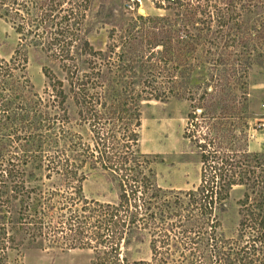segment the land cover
Listing matches in <instances>:
<instances>
[{
  "label": "trees",
  "instance_id": "16d2710c",
  "mask_svg": "<svg viewBox=\"0 0 264 264\" xmlns=\"http://www.w3.org/2000/svg\"><path fill=\"white\" fill-rule=\"evenodd\" d=\"M90 1L0 0V18L18 35L13 54L0 57V264L22 248L90 250L96 264H264V164L247 148L248 43L225 58L206 46L194 53L201 39L210 44L212 25L241 28L237 0H199L172 17L137 14L111 29L103 50L85 36ZM32 49L64 73L43 68L41 94L26 73ZM195 60L230 66L195 74ZM181 92L193 106L184 137L199 156V183L164 190L138 148L140 104ZM96 167L114 177L115 202L84 196L86 168ZM235 186L244 191L234 240L222 235L218 211ZM144 232L151 256L129 260L122 244Z\"/></svg>",
  "mask_w": 264,
  "mask_h": 264
},
{
  "label": "rangeland",
  "instance_id": "374dc122",
  "mask_svg": "<svg viewBox=\"0 0 264 264\" xmlns=\"http://www.w3.org/2000/svg\"><path fill=\"white\" fill-rule=\"evenodd\" d=\"M128 2L129 0L90 1L84 27L85 36L94 49H105L108 34L112 28L121 31L127 24L132 22L137 13L136 10H132L127 6ZM251 2L254 3V6H250L252 4L248 0H237L236 11L241 13L239 18L242 21L241 28H237L238 25L227 24L218 33V31H215L217 26L212 25V31L209 33L210 44L201 39L200 45L194 53L199 52L201 54L206 46L211 48L214 57L222 56L225 58L226 54L233 55L234 52L243 51L239 40L242 43H248L249 50L247 51L251 53V67L248 70L246 80L248 93L246 120L249 125L247 129V148L250 152L258 153L261 162L264 164V33L261 31V29H264V10L261 11L257 8L259 5L264 4V0H251ZM222 4L223 2L219 5ZM142 7L146 9V12L142 14L143 16H173L171 9L159 10L151 6L146 0H142ZM189 29V31L197 33L196 27H189ZM204 35L205 32H203L202 37H207ZM215 35L218 37L216 40L213 37ZM232 40L234 42L231 45ZM17 43L18 35L11 24L0 18V57L9 58L13 54ZM259 54L261 55L260 58L258 57ZM233 59L232 57L231 65L234 63ZM199 61L202 63V60ZM196 63L195 60L193 63L195 74H200L197 73L198 71L205 73L221 71L230 66L228 62L225 65L215 64L214 61L205 62L203 65ZM78 65L82 69L86 67L82 63V58H79ZM43 68L50 69L59 79L64 78V73L56 60L43 51L29 50L26 73L33 90L39 94L42 93L47 84ZM228 84L233 86L232 82ZM193 85L194 87L197 86V84ZM193 89L195 90V88ZM232 93L238 97L240 92L232 89ZM181 94V96H172L166 101L149 100L142 101L140 104L141 125L138 148L140 153L150 162V167L155 174V183L164 190L186 191L193 189L199 183V156L189 143V139L184 137L187 114L193 109V106L191 101L186 98L187 94L182 92ZM68 109L73 122L76 116L71 103H69ZM76 129L84 137L88 135L85 127H77ZM82 191L89 200L115 202L117 199L114 177L99 167L86 168V178L82 183ZM243 191V187H233L229 197L218 211L222 235L234 240L237 237L240 218L237 201L242 197ZM121 249L129 260H148L151 256L149 236L145 232L144 234L134 235L122 244ZM261 256L264 260V248ZM8 264L96 263L94 254L90 250L60 251L22 248L19 251L9 252Z\"/></svg>",
  "mask_w": 264,
  "mask_h": 264
},
{
  "label": "built area",
  "instance_id": "2783aa9c",
  "mask_svg": "<svg viewBox=\"0 0 264 264\" xmlns=\"http://www.w3.org/2000/svg\"><path fill=\"white\" fill-rule=\"evenodd\" d=\"M157 9H173L177 8L178 6L183 7L184 5L196 3L199 0H146ZM127 6L132 9L136 10L137 14H140L139 9H143L144 13L146 12V9L142 7V0H129ZM143 13H141L142 15Z\"/></svg>",
  "mask_w": 264,
  "mask_h": 264
},
{
  "label": "water",
  "instance_id": "95a60500",
  "mask_svg": "<svg viewBox=\"0 0 264 264\" xmlns=\"http://www.w3.org/2000/svg\"><path fill=\"white\" fill-rule=\"evenodd\" d=\"M139 11H140V13H144V10L143 9H139ZM198 111H200V110H198Z\"/></svg>",
  "mask_w": 264,
  "mask_h": 264
}]
</instances>
